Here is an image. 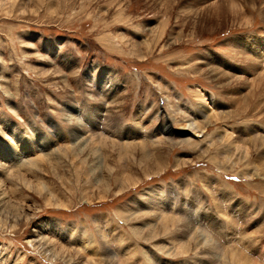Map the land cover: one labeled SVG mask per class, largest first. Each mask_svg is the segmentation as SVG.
Returning a JSON list of instances; mask_svg holds the SVG:
<instances>
[{"label": "rangeland", "instance_id": "rangeland-1", "mask_svg": "<svg viewBox=\"0 0 264 264\" xmlns=\"http://www.w3.org/2000/svg\"><path fill=\"white\" fill-rule=\"evenodd\" d=\"M220 1L0 0V264H264V0Z\"/></svg>", "mask_w": 264, "mask_h": 264}, {"label": "bare ground", "instance_id": "bare-ground-1", "mask_svg": "<svg viewBox=\"0 0 264 264\" xmlns=\"http://www.w3.org/2000/svg\"><path fill=\"white\" fill-rule=\"evenodd\" d=\"M226 1L225 0H221L220 2H213V3H210V4H204V7L203 8H206V10H210L211 11V14H212V16L215 14H217L218 12H220V13H222L223 11H225V13H227V10H228V12H230V13H233L232 11L234 10L232 7H229L228 6V4H226L225 3ZM203 3H205V2H203ZM230 5V4H229ZM232 6V5H231ZM200 8V7H199ZM196 9V8H195ZM205 11V10H204ZM203 11V12H204ZM210 11H209V13H210ZM195 13L196 12H198V14H199V11H194ZM205 13V12H204ZM201 14V13H200ZM203 14V13H202ZM209 18V17H208ZM232 52V51H231ZM216 70V69H215ZM215 70L214 69H211V72H213L212 74H211V76H214V79L215 80H217L218 82L220 81V80H224L225 79V75H221L220 76V73L218 74V73H216L215 72ZM215 72V73H214ZM229 76V75H228ZM227 77V76H226ZM212 78V77H211ZM235 82H236V80H234ZM224 82L226 83V85H231V83L233 82V78H231V77H228L226 80H224ZM222 83V82H221ZM226 85H225V87H226ZM232 93V92H231ZM201 95H203V94H201ZM211 96H213L212 94H210ZM204 96V95H203ZM211 96H204V97H202V96H200V99H201V102L203 103H205V102H207L209 105H212V101H213V97H211ZM234 98V97H233ZM237 98V97H236ZM239 99V98H238ZM203 103V104H204ZM203 104H201V105H203ZM201 105H199V108H198V112H203L201 109L202 108H204L203 106H201ZM205 109V108H204ZM166 126H167V128H169V120L167 119L166 120ZM189 124V123H188ZM190 126V128H192L193 127V129H192V131H195L196 132V127L193 125V124H189L188 125V127ZM34 131V130H33ZM80 137V136H79ZM264 145V144H263ZM9 154L10 155H12L14 158H18L19 160H22V155L21 156H19L17 153H12V151H10L9 152ZM13 157H9L8 159L10 160V158H13ZM12 162V161H11ZM9 163H10V161H9ZM8 163V164H9ZM144 164V163H143ZM258 166V165H257ZM158 167H160V166H158ZM1 168V167H0ZM24 183V182H23ZM27 183V182H26ZM41 188V187H40ZM38 189V188H37ZM34 190V189H33ZM38 191V190H37ZM39 192V191H38ZM6 195V194H5ZM6 200V199H5ZM3 201H2V198H0V208H6L4 205H3ZM7 203V202H6ZM8 205V204H7ZM7 209V208H6ZM12 210H14V209H12ZM8 211V210H7ZM4 212V211H3ZM2 212V213H3ZM6 212V211H5ZM10 212V211H9ZM9 212H7L9 215H10V213ZM1 213V214H2ZM6 213V214H7ZM13 213V212H12ZM5 215V214H4ZM14 217V216H13ZM9 218V217H8ZM8 218H7V220H8ZM15 220H14V222H18V220H20V218L17 216V215H15ZM4 222H7V221H4ZM6 224V223H5ZM8 225V224H7ZM17 226V224H15V223H13L12 224V226L10 227V228H15ZM8 229H9V227H8ZM14 230V229H13ZM40 241H42V238L41 237H39V234H37V232H33L32 233V235L30 236V240L28 241V243L29 244H31L33 247L34 246H36L37 244H40Z\"/></svg>", "mask_w": 264, "mask_h": 264}, {"label": "water", "instance_id": "water-1", "mask_svg": "<svg viewBox=\"0 0 264 264\" xmlns=\"http://www.w3.org/2000/svg\"><path fill=\"white\" fill-rule=\"evenodd\" d=\"M174 132H175L177 135H178V134H179V135H183V134L185 133V132L182 133V132H180V131H178V130H174ZM185 134H186V133H185Z\"/></svg>", "mask_w": 264, "mask_h": 264}]
</instances>
